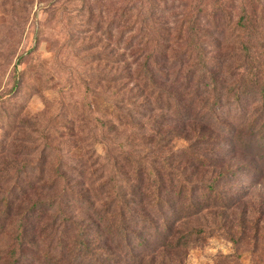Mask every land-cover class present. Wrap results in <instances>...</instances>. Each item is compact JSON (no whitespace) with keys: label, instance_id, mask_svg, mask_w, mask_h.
Wrapping results in <instances>:
<instances>
[{"label":"trees","instance_id":"obj_1","mask_svg":"<svg viewBox=\"0 0 264 264\" xmlns=\"http://www.w3.org/2000/svg\"><path fill=\"white\" fill-rule=\"evenodd\" d=\"M83 1L88 25L97 17L106 26L113 14L104 33L109 44L100 72L102 126L87 115L81 124L88 136L70 131L75 154L70 167L53 161L48 168L52 176L28 181L33 193L3 201L0 214L7 211V221L0 223V264H160L162 254L182 264L190 237L185 239L176 223L162 221V206L170 207L173 220L193 211L224 214L231 208L216 188L231 171L209 180L198 175L218 169L209 147L224 98L231 94L218 86L227 84H219L218 69L224 59L235 60V53L243 54L244 62H255L254 52L264 53V2ZM161 2L162 13H168L162 22ZM208 5L212 14L204 16ZM127 34L132 35L126 39ZM213 50L218 52L214 62ZM257 64L248 70L236 101L260 96L264 102V55ZM215 93L219 97L208 108V97ZM259 120L252 121L250 141L264 142L263 116ZM98 133L104 156L90 141ZM245 148L254 159V147ZM18 167L10 174L27 178ZM198 188L204 198L194 200Z\"/></svg>","mask_w":264,"mask_h":264},{"label":"rangeland","instance_id":"obj_2","mask_svg":"<svg viewBox=\"0 0 264 264\" xmlns=\"http://www.w3.org/2000/svg\"><path fill=\"white\" fill-rule=\"evenodd\" d=\"M164 5L161 2L157 8L161 22L168 15L162 13ZM86 7L83 0H0V211L3 201L11 195L15 198L23 196V192L33 193L28 184L30 178L52 176L48 168L53 161L63 160L70 167L75 158L68 143L70 131L77 129L80 138L88 136L85 124H81L87 115L94 125L102 126L100 72L104 46L109 44L104 33L113 14L107 16L106 26L101 27L97 17L88 25ZM138 8L141 9L140 4ZM210 8L205 6L204 16H211ZM113 31L117 33L115 28ZM131 35L127 34L126 39ZM113 47L117 49L116 45ZM119 48L122 55L126 47ZM262 55L254 52L255 62H244L243 54L235 53V60L224 59L218 69L219 84H227H216L224 88L223 92H231L224 98L225 106L219 111L221 119L215 124L209 147L218 169L204 177L200 173L198 178L217 179L220 171L223 175L231 171L216 186L232 203L231 208L224 214L193 211L173 220L170 207L162 206V221L176 223L181 235L190 237L182 264H264V142L248 139L252 121L264 118V102L260 96L236 101V95L244 92L242 81L249 75L248 70L256 68ZM217 59L218 52L213 50L211 60ZM215 94L208 97V108L218 99ZM97 137L99 140V133L90 141L104 156L105 149ZM246 145L254 147V159L245 152ZM15 165L27 178L23 175L18 179L15 171L10 174ZM63 186L64 183L60 185ZM121 186L126 187L124 182ZM203 198L198 188L193 199ZM17 205L14 203V207ZM179 205L181 211L183 206ZM23 211L25 205L20 214ZM6 214H0V223L7 221ZM156 263L180 261L171 254H162Z\"/></svg>","mask_w":264,"mask_h":264}]
</instances>
